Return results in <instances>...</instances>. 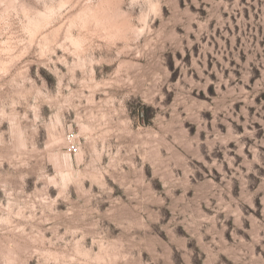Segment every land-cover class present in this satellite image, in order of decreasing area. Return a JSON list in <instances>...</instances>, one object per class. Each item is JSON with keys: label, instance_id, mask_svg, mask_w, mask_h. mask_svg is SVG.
<instances>
[{"label": "rangeland", "instance_id": "rangeland-1", "mask_svg": "<svg viewBox=\"0 0 264 264\" xmlns=\"http://www.w3.org/2000/svg\"><path fill=\"white\" fill-rule=\"evenodd\" d=\"M0 264H264V0H0Z\"/></svg>", "mask_w": 264, "mask_h": 264}, {"label": "built area", "instance_id": "built-area-1", "mask_svg": "<svg viewBox=\"0 0 264 264\" xmlns=\"http://www.w3.org/2000/svg\"><path fill=\"white\" fill-rule=\"evenodd\" d=\"M68 149L70 151H76L77 147L75 146V144L73 142H70Z\"/></svg>", "mask_w": 264, "mask_h": 264}]
</instances>
